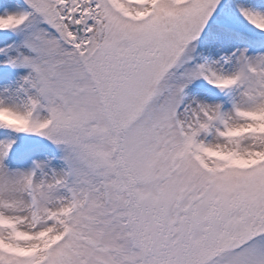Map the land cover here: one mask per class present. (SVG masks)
I'll use <instances>...</instances> for the list:
<instances>
[{"label": "snow or ice", "instance_id": "1", "mask_svg": "<svg viewBox=\"0 0 264 264\" xmlns=\"http://www.w3.org/2000/svg\"><path fill=\"white\" fill-rule=\"evenodd\" d=\"M0 264H264V0H0Z\"/></svg>", "mask_w": 264, "mask_h": 264}]
</instances>
